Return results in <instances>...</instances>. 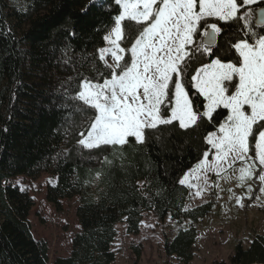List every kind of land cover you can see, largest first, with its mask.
I'll return each instance as SVG.
<instances>
[{
  "label": "trees",
  "instance_id": "1",
  "mask_svg": "<svg viewBox=\"0 0 264 264\" xmlns=\"http://www.w3.org/2000/svg\"><path fill=\"white\" fill-rule=\"evenodd\" d=\"M9 1L0 0V264H51L48 243L32 234L34 200L8 184L41 173L57 178L48 192L57 210L62 201L80 197L82 231L73 239L71 255L52 264H113L117 225L125 223L128 235L139 236L146 213L194 224L165 244L169 258L191 264L196 224L214 205L186 210L190 190L178 181L197 162L209 126L190 134L191 129L161 125L144 144L104 153L112 163L102 167L94 158L97 150L77 142L80 114L74 105L80 102L73 96L82 77L94 79L96 69L104 70L97 49L106 46L102 37L110 13L95 5L85 11L89 0H30L27 12H11ZM225 36L226 31L218 43ZM134 254L133 264H140L142 247ZM230 264H264V236L257 235L247 248L238 244Z\"/></svg>",
  "mask_w": 264,
  "mask_h": 264
},
{
  "label": "snow or ice",
  "instance_id": "2",
  "mask_svg": "<svg viewBox=\"0 0 264 264\" xmlns=\"http://www.w3.org/2000/svg\"><path fill=\"white\" fill-rule=\"evenodd\" d=\"M93 5L110 13L106 46L97 49L106 74L96 69L76 86L77 142L97 150L103 167L112 163L104 153L144 144L161 125L190 134L208 125L197 162L178 183L201 197L223 191L219 181L232 170L237 187L253 180L264 195V0H89L85 11ZM228 191L245 207V196ZM253 191L248 184V200Z\"/></svg>",
  "mask_w": 264,
  "mask_h": 264
},
{
  "label": "rangeland",
  "instance_id": "3",
  "mask_svg": "<svg viewBox=\"0 0 264 264\" xmlns=\"http://www.w3.org/2000/svg\"><path fill=\"white\" fill-rule=\"evenodd\" d=\"M30 0H10L11 12H27ZM111 62V60H109ZM209 159H212L210 155ZM239 162L235 165L238 169ZM230 181L220 180V191L209 188L201 197L195 196V188L189 189L190 195L186 203V210L212 203L213 212L202 219L196 227L199 235L195 246L194 260L191 264L231 263L238 244L248 247L257 235L264 236V195L258 191V182L248 180L245 188L237 187L238 171L229 170ZM212 176V174H209ZM190 182L196 184L194 177ZM214 179V177H213ZM201 185L203 182H200ZM211 183V180H210ZM13 187L24 188L35 203L30 213L32 234L37 242L45 241L49 245L50 263L58 258H67L72 253L73 239L81 233L82 228L77 216L80 207V197L62 201L61 210H57L48 201L49 189L56 186L57 178L51 173H41L37 177L20 176L8 182ZM251 184L254 199L246 198V187ZM231 188L237 195L245 196V207L236 203V198L228 191ZM217 196L220 199H217ZM259 196L260 199H255ZM231 197V198H230ZM194 224L190 221L179 224L171 217L160 221L152 213L144 215L141 224V234L131 236L127 233V224L117 225V238L112 251L116 255L113 264H133L135 260L134 248L142 247L140 264H179L176 257L169 258L165 252V244L176 237L180 228L187 229Z\"/></svg>",
  "mask_w": 264,
  "mask_h": 264
}]
</instances>
